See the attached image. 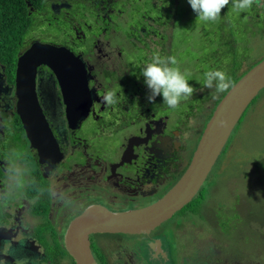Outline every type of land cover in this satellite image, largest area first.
<instances>
[{"label": "flooded vegetation", "instance_id": "obj_1", "mask_svg": "<svg viewBox=\"0 0 264 264\" xmlns=\"http://www.w3.org/2000/svg\"><path fill=\"white\" fill-rule=\"evenodd\" d=\"M178 1L0 0V31L2 17L20 21L14 39L0 43V189L6 182L3 164L12 150L21 155L35 180L7 202L0 201V260L7 264H58V256L47 250L46 242H50L63 252L65 264L68 260L76 264L64 246L65 232L74 218L93 206L112 212L148 207L177 183L197 143L188 148L194 136L183 139L184 129H195L187 125L189 118L204 108L210 96L204 92V82L195 84L190 74L189 84L202 92L197 97L204 96L201 103L186 107L181 114L179 106L169 108L160 96L148 103L141 69L154 52L170 56L168 48L177 33L174 30L185 28L191 19L173 12L175 19L163 17L168 5L176 7ZM135 2H146V7L137 8ZM168 26L170 35L166 33ZM199 32L205 40L210 38V28L201 27ZM36 43L57 49L49 63L35 64L44 54L31 49ZM29 50L23 64L28 68L18 76V63ZM107 90L116 91L117 104L101 103ZM197 97L193 93L190 99ZM23 107L27 111L38 108V122L29 125L51 135V141L40 143L33 138L31 143L19 114ZM208 118L201 116L199 134ZM52 186L75 205L68 207L51 197L48 188ZM190 201L148 233L90 235L95 261L143 264L123 239L141 236L146 237L149 251L161 254L167 262L162 250L167 239L153 232L179 217ZM43 231L50 233L45 236ZM104 235L121 237L123 245L116 247V253H108L110 243L98 242ZM10 239L11 254L3 243ZM24 244L30 245L36 257L19 252L26 250Z\"/></svg>", "mask_w": 264, "mask_h": 264}, {"label": "rangeland", "instance_id": "obj_2", "mask_svg": "<svg viewBox=\"0 0 264 264\" xmlns=\"http://www.w3.org/2000/svg\"><path fill=\"white\" fill-rule=\"evenodd\" d=\"M134 5L137 8H145L146 2H135ZM227 7L230 11L228 15L235 22V27L240 28L242 20L246 26L245 15L248 9L237 13L233 10L231 3ZM177 10L181 12H175ZM188 11H192V9L187 0H179L176 7L168 5L163 17L175 19L172 17L173 13L182 15L183 18L191 16V19L187 20L185 28L179 27L174 30V33H177L172 36L171 46L168 50L171 53L170 56L176 57L180 70L190 73L189 77L197 84L203 78V72H199V70H204L207 67L203 57L205 58L209 54L211 42L210 38L205 40L200 36L199 28L196 26L200 21L196 19V14L193 11L192 13ZM165 18H163V25H165ZM201 23H204L208 28V25L211 28L213 26V22ZM247 28L250 31L241 35L242 40L237 38L236 48L242 57L248 54L245 60L250 63L251 60L264 52V14L260 13L255 29L250 28L249 25ZM170 30L171 27L168 26L166 28L168 35H170ZM206 32L209 35L207 29ZM240 40L245 42L241 43ZM117 41L123 40L117 38ZM244 44L249 48L246 49ZM242 61H244L243 58L238 60L237 64H242ZM240 65L238 67H241ZM242 68L245 66L242 65ZM228 71L226 69V72ZM200 93L201 91L196 89L194 97L196 98ZM206 95H211L212 100L203 103V109L194 111L187 123L190 128L195 127V129H184L183 139L186 137L188 140L189 137L194 136L187 143L190 150L199 139L201 116L207 118L208 111L214 107V99L218 97L215 89H211L210 93ZM203 99L204 96L197 97V100L193 98L182 100L178 109L179 114L186 107L198 105ZM261 104L258 99L252 101L242 114L207 177V181H205L206 187L199 191V194L179 217L153 232L154 236L164 238L165 241L167 239L162 249L166 252L167 262L161 254L157 255L159 253H156L155 256L153 252L149 251L145 244L146 237H123L129 244L130 250L135 252L143 264H213L215 256H219L215 264H264V172H255L254 169L255 159L264 151V106ZM190 210L195 213H190ZM220 212L222 217H226L229 221L231 234L217 223ZM228 212L233 215L228 216ZM46 228L50 227L46 225ZM43 233L47 236L46 234L50 232L43 231ZM119 238L121 237L104 235L98 237V242L106 246L110 243L108 253L112 255L116 253L118 245H123V240H119ZM56 243L59 245V242ZM28 246L24 244L23 247L26 250L21 248L22 250L19 252L28 253L27 257L32 259L36 257V253ZM46 246L51 254L54 252L58 256L55 259L58 264H65L66 257H63V252L51 245L50 242H46ZM213 248L219 253L215 255L211 253ZM94 250L96 252L97 249L94 248ZM69 261L68 263L71 264L72 262ZM47 263L45 262V264Z\"/></svg>", "mask_w": 264, "mask_h": 264}, {"label": "water", "instance_id": "obj_3", "mask_svg": "<svg viewBox=\"0 0 264 264\" xmlns=\"http://www.w3.org/2000/svg\"><path fill=\"white\" fill-rule=\"evenodd\" d=\"M34 48L44 52L35 64L49 63L50 56L57 50L53 46H43L39 43L31 49ZM30 51L22 55L18 63V76L23 69L28 68L27 65L23 67V64L28 59ZM31 68L33 69L32 65ZM263 88L264 58L245 72L214 105L185 171L161 200L139 210L123 212H112L102 206H93L74 218L65 232L64 246L75 263L97 264L90 248V235L148 233L168 219L174 211L188 203L209 176L242 114ZM19 114L26 123V131L32 144L34 139L40 143L52 140L51 135L43 134L37 127L33 130L29 125V122L32 126L38 122L40 117L38 108L37 111H27L23 107Z\"/></svg>", "mask_w": 264, "mask_h": 264}, {"label": "clouds", "instance_id": "obj_4", "mask_svg": "<svg viewBox=\"0 0 264 264\" xmlns=\"http://www.w3.org/2000/svg\"><path fill=\"white\" fill-rule=\"evenodd\" d=\"M187 3L196 14L197 20L216 22L220 19L222 10L229 3L232 4L233 10L239 13L250 9L254 3H258V0H187ZM141 75L148 89L146 96L148 103H154L156 97L160 96L165 105L175 109L182 100L189 99L196 91L188 82L187 77L190 73L180 70L176 57H164L158 51L152 54L151 61L141 69ZM203 76L204 87L215 88L217 93L227 92L233 87L231 78L224 71L208 70L204 72ZM101 103L109 106L117 104L116 91L107 90L101 98ZM3 171L6 182L4 187L0 189V201L7 202L16 192L35 184V180L30 177L26 166L23 164L21 155L15 150H12L6 158ZM48 192L51 197L62 202L65 206L72 207L75 205V201L55 186L49 187ZM3 243H7L11 254L13 241L10 239ZM0 264H7V261L0 260Z\"/></svg>", "mask_w": 264, "mask_h": 264}, {"label": "trees", "instance_id": "obj_5", "mask_svg": "<svg viewBox=\"0 0 264 264\" xmlns=\"http://www.w3.org/2000/svg\"><path fill=\"white\" fill-rule=\"evenodd\" d=\"M229 12L230 11L228 10V7H226L225 9L222 10L220 19L216 22H213L212 28L210 25H208L210 28L211 50H210L209 54L206 55L207 57H205V58L203 57L204 62L207 63L208 69H206L207 68L206 67L204 70H199V72H203V74H204V72L210 70V68H211V70H221V71L226 72V69H227L229 71L226 72V74L231 78V80L234 84L254 64H256L257 62H259L261 59L264 58V52H262L255 59L251 60L250 63H247L248 60H245V59H246V57H248V54H246L244 57H242L240 52L236 48L237 38H241V35H244V32L250 31V29L247 28L248 25L250 26V28L252 27L253 29H255V25L259 21L260 13L264 14V0L263 1L258 0V3H254L252 5V7L250 9H248V12L245 15L246 16V23H245L246 26H244V23L242 20V22L240 24L241 27L240 28L235 27L236 26V25H234L235 22L228 15ZM1 21H2V23H1L2 26H1V31H0V43H1V45H4L5 43H8V40L11 41L14 39V35H15L16 27H17V22H20V21H18V18H14V17H2ZM201 22H203V21H200L199 24L196 25L199 29L201 27H206V25H204V23H201ZM247 22H248V24H247ZM19 30L20 29H18V31ZM252 32H253V30H252ZM236 35H237V37H236ZM252 36L254 37L255 35H252ZM211 37L213 38L212 40H211ZM241 40H242V38H241ZM241 40H240L241 43L245 42V41H241ZM243 46L246 49L249 48L246 44H244ZM226 56H228V58H226ZM241 58H243L244 61H242V64L241 63L237 64L238 60H240ZM238 65H240L241 67H238ZM242 65H244L245 68H242ZM200 82H204V76ZM211 89H215V88H211ZM211 89L204 87V92L206 94L210 93ZM224 93L225 92L217 93L218 97L214 99L213 105H215L217 103V101L221 98V96ZM209 96H210V99L212 100L211 95H209ZM256 99H258V101H260L262 103L261 105L264 106V88L257 94V96L253 99V101H255ZM211 112H212V108H211L210 113L207 115V118L209 117ZM230 136H231V134H230ZM230 136H229V138H230ZM229 138H228V140H229ZM255 165H254L255 172H264V151L261 153V155L258 156V158L255 159ZM205 181H207V180H205ZM205 183L206 182H204L200 191L202 189H204V187H206ZM198 194H199V192H198ZM195 197H193V199L191 201H193L195 199ZM189 212L192 214L195 213L192 210H190ZM227 215L228 216L233 215V213L230 214L228 212ZM230 218H231V216H230ZM200 219H202V218H200ZM217 219H218L217 223L220 224V226L224 227L225 230L229 234H231L229 221L227 220L226 217L225 218L222 217L221 212H220L219 217ZM211 253H213L215 255L216 253H219V252L215 248H213L211 250ZM218 259H219V256L213 257L212 263L215 264Z\"/></svg>", "mask_w": 264, "mask_h": 264}]
</instances>
